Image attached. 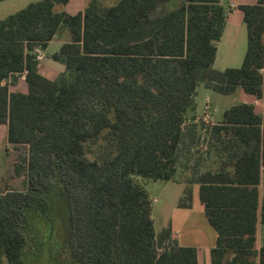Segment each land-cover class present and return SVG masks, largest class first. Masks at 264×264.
<instances>
[{"label": "trees", "instance_id": "obj_1", "mask_svg": "<svg viewBox=\"0 0 264 264\" xmlns=\"http://www.w3.org/2000/svg\"><path fill=\"white\" fill-rule=\"evenodd\" d=\"M67 1L30 2L0 19V123L8 144L28 146L25 189L0 193V264H197L169 227L155 232L138 177L185 184L181 208L198 184L218 234L211 264H256L264 109L236 103L210 124L195 116L194 97L203 85L264 98V0L239 5L247 47L224 70L212 66L221 0L55 10ZM64 29L51 58L65 70L49 80L35 47ZM23 73L25 90H10Z\"/></svg>", "mask_w": 264, "mask_h": 264}, {"label": "crops", "instance_id": "obj_2", "mask_svg": "<svg viewBox=\"0 0 264 264\" xmlns=\"http://www.w3.org/2000/svg\"><path fill=\"white\" fill-rule=\"evenodd\" d=\"M11 1H15V0H0V2L4 3L0 5V12L3 11L5 8L9 7L10 5L11 6L14 5V3H11ZM91 1L95 5H97L100 2V0H91ZM87 2L89 1L68 0L63 5L62 9L70 15H74L78 12H83L84 9L88 6ZM257 2L258 0H221V3L224 4L227 8V16L225 19V24L220 39L216 42V54H215L214 62L212 64L213 68L217 70H224L226 68H236L241 65L247 47V29L243 21V13L239 9V5L256 4ZM19 9H21V7L18 8L16 11H18ZM7 16L8 15H6L5 17ZM5 17H0V19H4ZM67 41H68V33L64 29L61 30L58 34L54 35L52 39H50L46 43L44 48H40L39 45L35 47V52L37 54V59L39 61L38 72L41 75H43L45 78L49 80H54L58 77L60 73H62L65 70L64 64L52 59L51 56L52 54L58 52L61 45ZM14 89H19L21 91L25 90L24 73L19 76L18 81L14 85L10 86V90H14ZM250 96L251 98L241 96L240 100L238 99L239 100L238 103L243 102L247 104H252L254 106L255 112L257 114L262 115L264 109V99L257 98L253 95ZM194 101H195V97H194ZM207 107L211 108L210 112L205 113L204 110V112L200 114L199 112H197L196 101H195L194 114L202 115L201 119L206 123L210 121V124L220 122L223 112L226 109H228V108L224 109L220 115H213L215 110L212 108L210 101H207L205 109H207ZM169 182L176 183L177 185H183V189L185 187V184L181 182H175V181H169ZM191 189H192L191 207L190 208L178 207L177 209H174L173 211H174L175 219L173 218L172 220H167L166 227L170 228L171 239L176 241V243L179 246H190L196 249L197 264H211V250L216 246V240L218 234L206 219L203 205L199 200V195H198L199 185L192 184ZM181 196L179 197V200ZM262 204H264V166H262L260 169V183L258 185L257 220L255 223V234H254L255 241L253 248V250L256 252V256L255 258H253L256 264L258 260L259 249L264 243V224L261 222ZM194 208H196L195 220L190 218L191 215H193L192 211ZM201 209L204 216L200 214ZM230 257H232V255H230Z\"/></svg>", "mask_w": 264, "mask_h": 264}, {"label": "rangeland", "instance_id": "obj_3", "mask_svg": "<svg viewBox=\"0 0 264 264\" xmlns=\"http://www.w3.org/2000/svg\"><path fill=\"white\" fill-rule=\"evenodd\" d=\"M30 1L37 0H15L11 1L14 5H10L0 12V17H5L11 13H14L18 8L24 7ZM92 4L91 0H87ZM119 0H100L96 5L99 11H103L105 8L116 4ZM4 3L0 2V5ZM63 6L55 5V10ZM20 86V85H19ZM196 109L197 112L202 114L210 112V107L205 109L207 101L211 102L212 108L215 110L213 115H220L224 109L231 107L239 102L241 96L251 98L250 95L243 92L241 87H237L233 94L222 95L216 93L210 89L205 88L203 85H199L196 88ZM239 99V100H238ZM264 99V98H263ZM197 119H200L202 115H195ZM209 120V119H208ZM210 123V121L208 122ZM185 124H189V121ZM7 128L4 123H0V193L7 190H23L26 187V162H27V145H10L6 141ZM179 168V167H178ZM180 172V169H177ZM139 182L145 189L148 199L150 200V213L153 220V227L156 232H159L162 228L166 227L167 220H172L174 217V209L178 208V200L182 195L183 185H177L176 183L153 180L150 178L138 177ZM191 219H196V208L192 211ZM202 216L203 212L201 209Z\"/></svg>", "mask_w": 264, "mask_h": 264}, {"label": "built area", "instance_id": "obj_4", "mask_svg": "<svg viewBox=\"0 0 264 264\" xmlns=\"http://www.w3.org/2000/svg\"><path fill=\"white\" fill-rule=\"evenodd\" d=\"M263 70L261 69V72H262Z\"/></svg>", "mask_w": 264, "mask_h": 264}]
</instances>
